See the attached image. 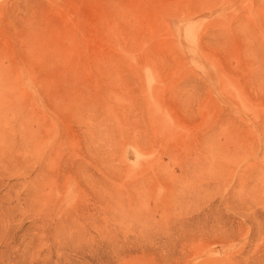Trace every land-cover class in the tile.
I'll list each match as a JSON object with an SVG mask.
<instances>
[{
  "label": "rangeland",
  "instance_id": "rangeland-1",
  "mask_svg": "<svg viewBox=\"0 0 264 264\" xmlns=\"http://www.w3.org/2000/svg\"><path fill=\"white\" fill-rule=\"evenodd\" d=\"M0 264H264V0H0Z\"/></svg>",
  "mask_w": 264,
  "mask_h": 264
}]
</instances>
